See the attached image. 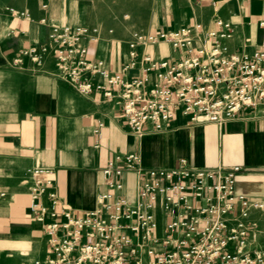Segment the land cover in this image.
<instances>
[{
	"label": "built area",
	"instance_id": "2783aa9c",
	"mask_svg": "<svg viewBox=\"0 0 264 264\" xmlns=\"http://www.w3.org/2000/svg\"><path fill=\"white\" fill-rule=\"evenodd\" d=\"M12 15L31 19L27 12L12 10ZM40 22L50 26L48 39L20 50L12 67L26 69L28 61L31 70L47 73L52 59L53 75L77 94L89 95L96 89L105 99H115L139 137L150 127L163 130L178 113L190 116L195 124L223 126L245 107L264 103V38L257 50L233 52L228 44L233 25L227 20H217L212 31L196 23L157 34L136 33L130 57L137 58L146 73L156 72L158 81L153 86L144 77L125 79L137 61L126 62L115 72L103 60L88 59L85 41H98V28L59 27L46 17ZM204 34L213 39L211 48L199 43ZM159 42L179 51L173 64L145 52L136 55L138 44ZM96 76L103 82H96ZM240 170L237 166L198 168L187 159L170 169L145 168L138 153L116 154L102 170L105 185L114 190L99 194L96 211L75 215L69 208L57 210L60 200L53 180L40 178L48 172L36 168L32 212L39 222L53 218L45 228L53 256L34 264H264V253L252 249L250 242L257 226L252 211L262 210L264 203L236 192ZM126 171L138 174L134 200L115 193L123 188L119 179ZM47 193L51 207L40 200ZM59 215L65 223L56 222Z\"/></svg>",
	"mask_w": 264,
	"mask_h": 264
},
{
	"label": "crops",
	"instance_id": "0c3cea01",
	"mask_svg": "<svg viewBox=\"0 0 264 264\" xmlns=\"http://www.w3.org/2000/svg\"><path fill=\"white\" fill-rule=\"evenodd\" d=\"M188 1L189 22L179 23L176 14L167 12L152 33L196 23L212 31L217 20H227L234 31L228 43L231 51L261 47L264 1ZM32 18V13L27 20L0 9V264H34L53 256L45 233L53 218L47 216L45 222H39L32 212L36 168L48 172L40 178L53 180L52 188L60 200L57 210L69 208L75 215L99 208V194L114 190L105 185L103 168L114 155L128 153H138L145 168L170 169L179 166L181 159L198 168L241 167L236 192L264 203V103L257 108L245 107L223 126L195 124L190 116L178 113L163 130L150 127L139 137L127 125L115 99H105L96 89L89 95L77 94L53 75L56 68L52 59L47 62V73L31 70L28 61L26 69L12 67L20 50L40 46L48 39L50 26L42 24V18ZM100 42L101 38L85 41L88 59L103 60L111 71H121L126 62L106 63ZM199 43L211 48L213 39L204 34ZM142 52L170 64L180 57L179 51L165 42L138 44L136 55ZM131 60L137 58L129 57L128 62ZM136 65L126 73V80L144 77L148 86L158 81L155 71L146 73L140 61ZM94 78L103 82L98 76ZM119 180L123 188L115 190L116 195L134 200L138 174L126 171ZM40 200L51 207L48 193ZM252 212L257 226L250 236L251 247L264 253V208ZM56 222L65 223L66 218L59 215Z\"/></svg>",
	"mask_w": 264,
	"mask_h": 264
},
{
	"label": "rangeland",
	"instance_id": "374dc122",
	"mask_svg": "<svg viewBox=\"0 0 264 264\" xmlns=\"http://www.w3.org/2000/svg\"><path fill=\"white\" fill-rule=\"evenodd\" d=\"M0 9L10 15L12 10L32 13L36 21L46 17L59 27L98 28L110 65L128 62L135 34H152L167 12L176 14L179 23L189 22L191 15L188 0H0Z\"/></svg>",
	"mask_w": 264,
	"mask_h": 264
}]
</instances>
